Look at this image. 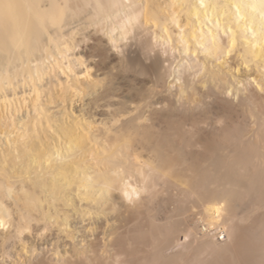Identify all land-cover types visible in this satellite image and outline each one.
Instances as JSON below:
<instances>
[{"label":"bare ground","instance_id":"bare-ground-1","mask_svg":"<svg viewBox=\"0 0 264 264\" xmlns=\"http://www.w3.org/2000/svg\"><path fill=\"white\" fill-rule=\"evenodd\" d=\"M0 264H264V0H0Z\"/></svg>","mask_w":264,"mask_h":264}]
</instances>
